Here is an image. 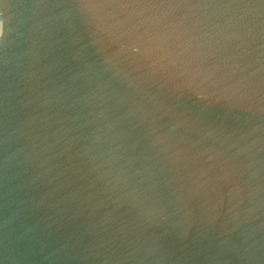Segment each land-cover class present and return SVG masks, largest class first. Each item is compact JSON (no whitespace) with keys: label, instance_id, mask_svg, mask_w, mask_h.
<instances>
[{"label":"water","instance_id":"1","mask_svg":"<svg viewBox=\"0 0 264 264\" xmlns=\"http://www.w3.org/2000/svg\"><path fill=\"white\" fill-rule=\"evenodd\" d=\"M0 264H264V0H0Z\"/></svg>","mask_w":264,"mask_h":264},{"label":"snow or ice","instance_id":"2","mask_svg":"<svg viewBox=\"0 0 264 264\" xmlns=\"http://www.w3.org/2000/svg\"><path fill=\"white\" fill-rule=\"evenodd\" d=\"M120 2L132 3V2H140V0H120Z\"/></svg>","mask_w":264,"mask_h":264}]
</instances>
